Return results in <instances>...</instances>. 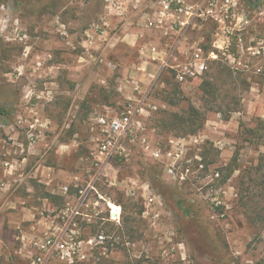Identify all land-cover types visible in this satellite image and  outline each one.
<instances>
[{
  "label": "rangeland",
  "instance_id": "374dc122",
  "mask_svg": "<svg viewBox=\"0 0 264 264\" xmlns=\"http://www.w3.org/2000/svg\"><path fill=\"white\" fill-rule=\"evenodd\" d=\"M159 10V0H0V214L17 200L27 211L42 208L39 217L53 223L61 187L75 195L74 178L88 180L96 117L131 104L136 142L128 160L115 158L99 180L102 212L89 228L109 237V250L87 264H264V225L245 216L264 205L261 187L248 207L238 190L242 173L264 159V0H240L249 22L222 50L213 47L219 37L211 21L148 31ZM194 44L209 55L198 80L178 84L166 68L145 88L139 63L157 53L183 61ZM205 79L218 88L220 113L202 100ZM188 106L205 117L197 133L158 126L163 114ZM179 150L197 155L204 169L190 174L192 160L179 180ZM45 175H54L49 186L39 181ZM43 199L52 207L43 209ZM105 202L120 206V226L101 220Z\"/></svg>",
  "mask_w": 264,
  "mask_h": 264
},
{
  "label": "built area",
  "instance_id": "2783aa9c",
  "mask_svg": "<svg viewBox=\"0 0 264 264\" xmlns=\"http://www.w3.org/2000/svg\"><path fill=\"white\" fill-rule=\"evenodd\" d=\"M250 1L256 3L257 0ZM239 5L240 0H194L193 2L159 0L160 10L157 13L163 20H159L158 17L156 22L161 24L165 20L168 22V18H171L173 27L185 30L197 21H211L217 26L216 36L219 37L213 47L222 50L228 46L229 40L235 36V33L244 30L249 22L248 15L239 12ZM182 56L183 61L180 62L176 61L173 53L162 58L159 71L169 68L173 72L175 81L185 85L198 80L208 70L209 55L205 54L200 45L194 44ZM155 77L150 88H153L152 86L156 83ZM136 108V105L128 104L123 107L119 115L96 117L94 124L98 129L99 138L92 153L93 159L90 167L92 172L89 171L88 180L84 185H78V178H74L75 195L69 193L67 186L61 187L60 195L64 201L63 207L57 213L55 221L48 231L39 237L28 240L29 252L26 256L28 264H53L55 262L87 264L96 255L107 256L109 237L102 231L92 234L89 229L93 220L102 212L100 208L104 202L103 197L98 193L97 184L115 158L128 160L127 147L136 142ZM29 142H33L30 134ZM157 154L155 153L154 156ZM175 156L182 158V161L179 162L182 168L178 176L181 181H184V176L191 172L188 164L192 163V160H197L194 161L196 170L190 174L201 172L204 169L202 160L197 155L194 156V159H187L184 151L179 150ZM174 171V164L168 165L167 173L173 175ZM215 177H218V173H215ZM105 204L108 206L107 202ZM118 207L120 208L119 205ZM120 214L118 218L113 219L110 209L107 208L106 218H101V220L114 222L118 224L116 226H120Z\"/></svg>",
  "mask_w": 264,
  "mask_h": 264
},
{
  "label": "crops",
  "instance_id": "0c3cea01",
  "mask_svg": "<svg viewBox=\"0 0 264 264\" xmlns=\"http://www.w3.org/2000/svg\"><path fill=\"white\" fill-rule=\"evenodd\" d=\"M158 17L160 18L159 20H163L158 13H155L152 17L155 28L153 30H146L155 31L161 35L173 28L171 18H168V22L165 20L161 22V24H158L157 22L155 23V21L158 20ZM144 47L146 46L144 45ZM158 55V53L155 54V56L149 55V57L145 59L144 63L141 62L138 64L139 69L144 72L141 80H144V82H148L147 84H149L148 87H145L148 88V91L150 90V84L154 81L153 78L157 75L155 77V82L157 83L164 72V69L159 71L161 60ZM147 64L150 65L149 68H147ZM143 68H147V70ZM156 83L154 85H156ZM33 175L35 176L36 173ZM53 178L54 175L50 177L45 175L42 179L40 178L39 181L43 182L45 186H49ZM47 192L51 191L47 189ZM50 194L53 193L51 192ZM17 202L21 203L17 200L7 203L9 208L13 211L7 212L6 214H0V264H28L26 259L29 252L28 240L33 237L41 236L53 225L51 220H43L39 217L40 209L42 208L37 206L31 208L33 211H27V207L18 205ZM51 205L52 204H50L46 199H43V209H45V206H47V208H51ZM13 208H15L16 211H14Z\"/></svg>",
  "mask_w": 264,
  "mask_h": 264
},
{
  "label": "trees",
  "instance_id": "16d2710c",
  "mask_svg": "<svg viewBox=\"0 0 264 264\" xmlns=\"http://www.w3.org/2000/svg\"><path fill=\"white\" fill-rule=\"evenodd\" d=\"M200 89L202 93V100L205 105H211L207 108V111H212L215 108V102L217 101L218 88L214 82H211L210 79H205L200 84ZM165 93V91H163ZM215 112L221 111V108L214 110ZM220 113V112H219ZM205 117L199 110L195 109L192 106L181 113H165L162 115L161 121H157L158 126L166 130H175L180 131L183 135H193L197 133L203 126ZM226 120V119H225ZM252 133V130H248ZM237 169V166H234V170ZM252 171H254L252 173ZM253 184V185H252ZM261 187L262 194L264 196V159L258 161L257 166L254 169L246 170L242 173L239 178L238 190L240 191L241 198L239 199L240 204L244 207H248V203L252 201L255 197L253 188ZM48 198V195L45 196ZM254 202V201H253ZM259 208L258 211L245 212V216L249 220L252 216L259 217V221L264 225V205H260V202L256 203L255 209ZM254 210V209H252ZM256 215V216H255Z\"/></svg>",
  "mask_w": 264,
  "mask_h": 264
},
{
  "label": "bare ground",
  "instance_id": "6f19581e",
  "mask_svg": "<svg viewBox=\"0 0 264 264\" xmlns=\"http://www.w3.org/2000/svg\"><path fill=\"white\" fill-rule=\"evenodd\" d=\"M110 204H112V203H110V202H108V209H110V214L112 215V217H116L117 215H119L120 213V208L118 207V206H116V207H118L117 209L119 210V212L116 210V209H113V210H111L112 208V206H110ZM114 205V204H113Z\"/></svg>",
  "mask_w": 264,
  "mask_h": 264
}]
</instances>
